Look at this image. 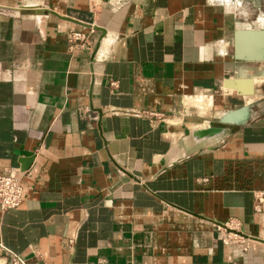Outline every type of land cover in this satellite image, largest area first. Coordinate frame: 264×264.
I'll list each match as a JSON object with an SVG mask.
<instances>
[{"label":"crops","instance_id":"obj_1","mask_svg":"<svg viewBox=\"0 0 264 264\" xmlns=\"http://www.w3.org/2000/svg\"><path fill=\"white\" fill-rule=\"evenodd\" d=\"M260 16L264 0H0V173L22 187L0 264H264V60L232 49Z\"/></svg>","mask_w":264,"mask_h":264},{"label":"built area","instance_id":"obj_2","mask_svg":"<svg viewBox=\"0 0 264 264\" xmlns=\"http://www.w3.org/2000/svg\"><path fill=\"white\" fill-rule=\"evenodd\" d=\"M67 41L69 47H72L75 44L85 46H89L90 44V40L88 39L87 35L78 30L70 31L67 36ZM21 195L22 187L19 182V177L11 171H5L3 173H0V209L15 207L20 202ZM258 199L260 200V198ZM223 226H226L230 229L233 228L232 225L225 224ZM235 232L236 231H234V233ZM222 235L223 236H221L220 238L225 244L231 243L233 240L236 239V235L234 234L233 235L235 237H230L229 234L225 235L224 233ZM10 264H22V261L18 256L11 254Z\"/></svg>","mask_w":264,"mask_h":264},{"label":"water","instance_id":"obj_3","mask_svg":"<svg viewBox=\"0 0 264 264\" xmlns=\"http://www.w3.org/2000/svg\"><path fill=\"white\" fill-rule=\"evenodd\" d=\"M95 29L103 31L102 27L94 25ZM233 54L237 59L247 61L264 60V28L237 27L232 36ZM235 80V81H234ZM247 83L250 79L246 78ZM238 79L225 78L224 85L239 90ZM240 91L247 93L249 90ZM264 241V239L257 238Z\"/></svg>","mask_w":264,"mask_h":264},{"label":"bare ground","instance_id":"obj_4","mask_svg":"<svg viewBox=\"0 0 264 264\" xmlns=\"http://www.w3.org/2000/svg\"><path fill=\"white\" fill-rule=\"evenodd\" d=\"M223 1H225V0H223ZM234 2L237 3V2H240V0H234ZM258 18H259V20H258L259 23L262 25V24L264 23V22H263V17L260 16V17H258ZM238 72H239V71H238ZM252 72H253V71H252ZM240 73H241L242 75H245V74H246V71L241 70ZM249 74H250V73H249ZM249 74H248V75H249ZM237 75H239V74H237ZM239 76H240V75H239ZM249 76H251V78H252L253 80H257V79H258V77H257L258 75H254L253 73H252L251 75H249ZM231 114L234 115V112H232Z\"/></svg>","mask_w":264,"mask_h":264},{"label":"rangeland","instance_id":"obj_5","mask_svg":"<svg viewBox=\"0 0 264 264\" xmlns=\"http://www.w3.org/2000/svg\"><path fill=\"white\" fill-rule=\"evenodd\" d=\"M252 73L255 75L254 72H252ZM252 73H251V74H252ZM250 77H251V76H250ZM225 227H226V226H225ZM225 227L218 226V227H217V231H218V232H219V231H220V232L222 231V233H224V232H228V231H233V232H234L233 229H230V228H227V227L225 228ZM229 235H230V237H235L233 234H229ZM232 235H233V236H232ZM221 236H223V235L221 234ZM221 236H220V237H221ZM232 239H233V238H232Z\"/></svg>","mask_w":264,"mask_h":264}]
</instances>
